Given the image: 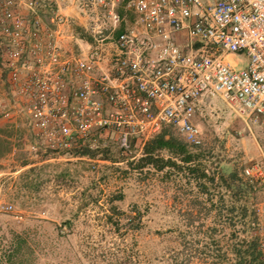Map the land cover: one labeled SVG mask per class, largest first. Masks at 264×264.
<instances>
[{
  "label": "built area",
  "instance_id": "obj_1",
  "mask_svg": "<svg viewBox=\"0 0 264 264\" xmlns=\"http://www.w3.org/2000/svg\"><path fill=\"white\" fill-rule=\"evenodd\" d=\"M69 2L1 5L0 66L24 102L29 155L92 161L114 143L134 161L166 128L198 147L193 120L217 99L264 123V0H83L81 55L61 46ZM244 174L264 179L259 163Z\"/></svg>",
  "mask_w": 264,
  "mask_h": 264
},
{
  "label": "rangeland",
  "instance_id": "obj_2",
  "mask_svg": "<svg viewBox=\"0 0 264 264\" xmlns=\"http://www.w3.org/2000/svg\"><path fill=\"white\" fill-rule=\"evenodd\" d=\"M82 1L69 2L60 13L61 46L75 55L86 51ZM69 6L79 13L77 19L64 14ZM122 13L130 22L131 13ZM23 14L29 20L26 10ZM41 18L50 21L47 13ZM238 62L237 68L245 66ZM5 78L0 66V130L8 135L0 158V264H233L219 262L213 240L228 252L232 231L243 235L241 224L223 225L217 218L221 199L210 202L185 174L150 166L140 170L141 157L127 161L114 143L92 161L29 155L24 102ZM193 122L201 132L198 147L208 173L236 171L246 180L244 170L255 163L264 172L263 122L252 124L219 99ZM158 155L168 158L165 152ZM254 182L249 206L257 212L260 238L264 179ZM226 217L223 212L222 221Z\"/></svg>",
  "mask_w": 264,
  "mask_h": 264
},
{
  "label": "trees",
  "instance_id": "obj_3",
  "mask_svg": "<svg viewBox=\"0 0 264 264\" xmlns=\"http://www.w3.org/2000/svg\"><path fill=\"white\" fill-rule=\"evenodd\" d=\"M171 131V128H166L148 142L143 157L138 161V169L150 166L158 172H163L166 169L175 170L177 173L185 174L189 180L195 181L199 192L206 196L210 202H212V198L219 197L221 207L217 213L218 220L224 222L223 225L232 228L240 223L243 228L242 236L238 231H232L230 234L232 243L229 253L223 251L220 242L213 240V244L217 247L219 262L264 264V253L257 235L259 228L257 212L253 207L250 209L249 206L250 200L253 199L256 192L258 181L242 179L236 171L218 175L208 173L201 163L204 158L203 151L199 147L188 145L177 135L180 138L178 139ZM7 137V133L0 130V158L5 152ZM160 152H165L168 158L165 159L158 155ZM225 194L233 201V205L229 207L226 205ZM223 212L227 214L224 221H222ZM229 256H232V260L229 259Z\"/></svg>",
  "mask_w": 264,
  "mask_h": 264
},
{
  "label": "crops",
  "instance_id": "obj_4",
  "mask_svg": "<svg viewBox=\"0 0 264 264\" xmlns=\"http://www.w3.org/2000/svg\"><path fill=\"white\" fill-rule=\"evenodd\" d=\"M63 12L65 15H68L74 19H77L79 17V13L77 12V10L73 6H69V7L65 8Z\"/></svg>",
  "mask_w": 264,
  "mask_h": 264
}]
</instances>
